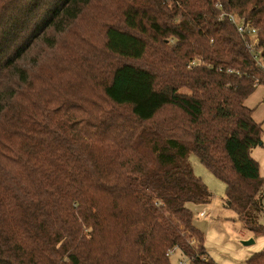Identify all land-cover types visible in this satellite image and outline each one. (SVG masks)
Returning a JSON list of instances; mask_svg holds the SVG:
<instances>
[{
    "label": "trees",
    "instance_id": "trees-1",
    "mask_svg": "<svg viewBox=\"0 0 264 264\" xmlns=\"http://www.w3.org/2000/svg\"><path fill=\"white\" fill-rule=\"evenodd\" d=\"M222 13L264 51V0H0V264H217L197 254L187 203L213 193L191 153L264 236L244 104L264 78Z\"/></svg>",
    "mask_w": 264,
    "mask_h": 264
},
{
    "label": "rangeland",
    "instance_id": "rangeland-1",
    "mask_svg": "<svg viewBox=\"0 0 264 264\" xmlns=\"http://www.w3.org/2000/svg\"><path fill=\"white\" fill-rule=\"evenodd\" d=\"M246 102L248 103L249 106L251 107H255L254 111H253V117L257 122H261L262 123V135H261V143L258 144L256 147H254L251 150V155L254 158H257L260 160V164H261V170L264 173V157L261 156L262 153H264V85H258L256 87V89L246 98ZM246 105V104H245ZM187 161L190 164V166L192 167L194 173L201 177V179L203 180V182L208 186V188L210 187L212 189V191L214 192V197L216 196L217 198H224V183L223 181H221L220 179L216 178L208 169H206L204 167V165L200 162V160L197 158L196 155H194L193 153L189 154L187 157ZM263 204H264V200H263ZM187 206L189 208H191V210L193 211V222L194 224H201L203 221H201V219H203L202 217L199 216V204H195V203H187ZM260 215V214H259ZM258 214L256 215V219L259 220V222L261 224H264V215H260ZM259 217V218H258ZM201 221V222H200ZM239 220H235V226H234V230L235 233L234 235H238L241 233L243 234L242 237L239 236L238 237H234L235 239V243L238 245L237 247H229V251L231 252V254H235L236 258L238 256H242L244 255V252L246 250H252V248L257 247L258 245H260V241L262 240L259 236L257 239L256 244L253 245H249V246H244L242 245V241L244 240H248L250 239V235H252V233L246 229L243 228L242 224H239ZM191 244L194 245V247L197 246L198 244V239L194 236L191 238L190 240ZM213 251H217V248L214 247L212 248ZM197 253V252H196ZM200 257L201 260H206L208 255L206 254H199L197 253ZM184 257V256H183ZM183 257L180 256V254L178 253V251H176L175 253L171 254L169 256L170 258V264H179V259H183ZM183 264H194L191 262V260L185 258V262Z\"/></svg>",
    "mask_w": 264,
    "mask_h": 264
},
{
    "label": "crops",
    "instance_id": "crops-1",
    "mask_svg": "<svg viewBox=\"0 0 264 264\" xmlns=\"http://www.w3.org/2000/svg\"><path fill=\"white\" fill-rule=\"evenodd\" d=\"M244 104H246L247 107L252 108L254 111L255 107L253 108L249 106L248 103L246 102V99L244 101ZM261 156L264 157V153H262ZM254 159L259 163L260 175L264 177V173L261 170L260 160L257 158H254ZM209 189L212 191L210 187ZM212 193H213V198L209 204L199 205L198 213H199V216L203 218L201 219V221L203 222L199 225L195 224L199 229H201L204 232V235H205L204 247H205L206 253L208 257L217 264H246L247 258L250 255H252L254 252L259 251L264 246V236L260 237L262 239L260 241L261 242L260 245H258L255 248H252V250H246L244 252V255L242 256H238L236 258L235 254H231V252H228L229 247L238 246L235 243L234 237L239 238V236L242 237L243 234L240 233L239 236L234 235L235 220H237L236 212L230 208L224 207L222 204L223 199L217 198L216 196L214 197V192L212 191ZM263 200H264V197H263ZM263 200H262V203H263ZM203 211H205L206 214L200 215V213ZM240 223L241 222H239V224ZM250 237L253 238L252 235H250ZM253 239H254V242L249 245L256 244L258 237L253 238ZM249 245H244V246H249ZM214 247L217 248L216 252L213 251L212 249ZM178 253L180 254L181 257H183V254L179 250H178Z\"/></svg>",
    "mask_w": 264,
    "mask_h": 264
},
{
    "label": "built area",
    "instance_id": "built-area-1",
    "mask_svg": "<svg viewBox=\"0 0 264 264\" xmlns=\"http://www.w3.org/2000/svg\"><path fill=\"white\" fill-rule=\"evenodd\" d=\"M218 9L221 8V5H217ZM227 17L228 21L234 23L236 25L237 31L241 35H248L250 36L249 41L247 43V47L250 50L256 65L261 69L263 73V78H264V51L260 48L257 47V36H258V30L256 27H254L249 21L238 17L236 14H226L222 13L220 15V18ZM206 212L203 211L200 213V215H205ZM179 249L177 247H172L171 249L168 250L167 255L170 256L171 254L175 253ZM183 259L179 260V264H183L185 262V258L191 260L187 255H183Z\"/></svg>",
    "mask_w": 264,
    "mask_h": 264
},
{
    "label": "water",
    "instance_id": "water-1",
    "mask_svg": "<svg viewBox=\"0 0 264 264\" xmlns=\"http://www.w3.org/2000/svg\"><path fill=\"white\" fill-rule=\"evenodd\" d=\"M254 242V239L253 238H250L248 240H244L242 241V244L244 245H249V244H252Z\"/></svg>",
    "mask_w": 264,
    "mask_h": 264
}]
</instances>
